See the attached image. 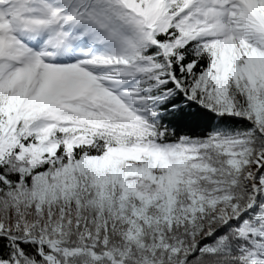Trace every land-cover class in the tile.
<instances>
[{
  "label": "snow or ice",
  "instance_id": "obj_1",
  "mask_svg": "<svg viewBox=\"0 0 264 264\" xmlns=\"http://www.w3.org/2000/svg\"><path fill=\"white\" fill-rule=\"evenodd\" d=\"M0 264H264V0H0Z\"/></svg>",
  "mask_w": 264,
  "mask_h": 264
}]
</instances>
